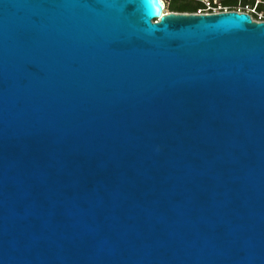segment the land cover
Here are the masks:
<instances>
[{"label": "water", "instance_id": "1", "mask_svg": "<svg viewBox=\"0 0 264 264\" xmlns=\"http://www.w3.org/2000/svg\"><path fill=\"white\" fill-rule=\"evenodd\" d=\"M164 0H0V264H264V22Z\"/></svg>", "mask_w": 264, "mask_h": 264}, {"label": "built area", "instance_id": "2", "mask_svg": "<svg viewBox=\"0 0 264 264\" xmlns=\"http://www.w3.org/2000/svg\"><path fill=\"white\" fill-rule=\"evenodd\" d=\"M197 1H199L202 6L194 14H219L225 12H238L249 14L254 21L264 22V0H254V2L247 3L242 0H238L234 4H227L223 0Z\"/></svg>", "mask_w": 264, "mask_h": 264}, {"label": "trees", "instance_id": "3", "mask_svg": "<svg viewBox=\"0 0 264 264\" xmlns=\"http://www.w3.org/2000/svg\"><path fill=\"white\" fill-rule=\"evenodd\" d=\"M166 4L167 12H175V13H196L198 9L201 8V3L197 0H184V4H179L176 0H164ZM227 4H234L238 0H234V2H230V0H223ZM247 2H254V0H244Z\"/></svg>", "mask_w": 264, "mask_h": 264}, {"label": "rangeland", "instance_id": "4", "mask_svg": "<svg viewBox=\"0 0 264 264\" xmlns=\"http://www.w3.org/2000/svg\"><path fill=\"white\" fill-rule=\"evenodd\" d=\"M176 2L179 3V4H184L185 3L184 0H176ZM230 2H234V0H230Z\"/></svg>", "mask_w": 264, "mask_h": 264}, {"label": "flooded vegetation", "instance_id": "5", "mask_svg": "<svg viewBox=\"0 0 264 264\" xmlns=\"http://www.w3.org/2000/svg\"><path fill=\"white\" fill-rule=\"evenodd\" d=\"M242 1H244V0H242Z\"/></svg>", "mask_w": 264, "mask_h": 264}]
</instances>
